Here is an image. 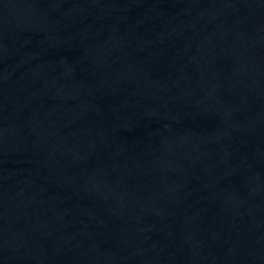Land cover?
<instances>
[{
	"label": "water",
	"instance_id": "water-1",
	"mask_svg": "<svg viewBox=\"0 0 264 264\" xmlns=\"http://www.w3.org/2000/svg\"><path fill=\"white\" fill-rule=\"evenodd\" d=\"M0 264H264V0H0Z\"/></svg>",
	"mask_w": 264,
	"mask_h": 264
}]
</instances>
